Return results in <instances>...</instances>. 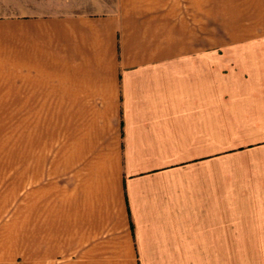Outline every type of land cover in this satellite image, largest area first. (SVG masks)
I'll use <instances>...</instances> for the list:
<instances>
[{
    "label": "crops",
    "instance_id": "obj_1",
    "mask_svg": "<svg viewBox=\"0 0 264 264\" xmlns=\"http://www.w3.org/2000/svg\"><path fill=\"white\" fill-rule=\"evenodd\" d=\"M65 3L0 17V79H64V196L0 156V264H264V0Z\"/></svg>",
    "mask_w": 264,
    "mask_h": 264
},
{
    "label": "rangeland",
    "instance_id": "obj_2",
    "mask_svg": "<svg viewBox=\"0 0 264 264\" xmlns=\"http://www.w3.org/2000/svg\"><path fill=\"white\" fill-rule=\"evenodd\" d=\"M74 5L0 0V17L64 12ZM215 50L220 66L222 49ZM0 156L19 158L27 183L44 189L51 182L64 196V79H0Z\"/></svg>",
    "mask_w": 264,
    "mask_h": 264
}]
</instances>
